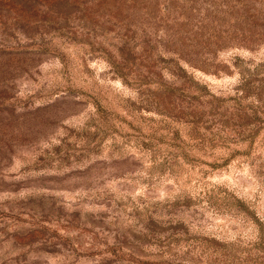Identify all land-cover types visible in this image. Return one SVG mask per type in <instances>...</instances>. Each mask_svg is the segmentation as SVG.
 Masks as SVG:
<instances>
[{
  "label": "rangeland",
  "instance_id": "rangeland-1",
  "mask_svg": "<svg viewBox=\"0 0 264 264\" xmlns=\"http://www.w3.org/2000/svg\"><path fill=\"white\" fill-rule=\"evenodd\" d=\"M0 264H264V0H0Z\"/></svg>",
  "mask_w": 264,
  "mask_h": 264
}]
</instances>
